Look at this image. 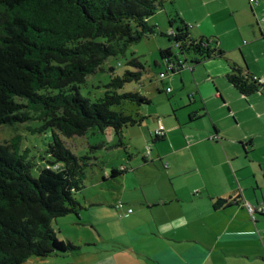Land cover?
Returning <instances> with one entry per match:
<instances>
[{"label":"trees","instance_id":"16d2710c","mask_svg":"<svg viewBox=\"0 0 264 264\" xmlns=\"http://www.w3.org/2000/svg\"><path fill=\"white\" fill-rule=\"evenodd\" d=\"M161 8L162 0H0V126L39 122L27 128L29 133L50 135L48 159H40L46 165L29 158L26 150L19 153L18 141L0 145V264H24L77 249L59 240L51 224L68 214L79 217L75 194L83 189L89 157L73 154L63 139L90 129H112L121 139L123 129L144 121L137 108L150 103L124 90L145 71L135 58L127 63L133 70L121 75L108 67L109 82L95 100L81 95L80 87L105 72L109 58L155 35L148 20ZM167 18L174 29L160 35L174 52L159 51L165 72L158 81L182 70L180 57L196 64L222 55L214 41L191 38L178 14ZM227 79L243 95L258 91L252 77L237 69ZM120 173L113 169L108 178Z\"/></svg>","mask_w":264,"mask_h":264},{"label":"crops","instance_id":"0c3cea01","mask_svg":"<svg viewBox=\"0 0 264 264\" xmlns=\"http://www.w3.org/2000/svg\"><path fill=\"white\" fill-rule=\"evenodd\" d=\"M219 1L240 16L232 17L235 27L212 45L222 55L196 64L183 58L192 66L193 81L208 87L205 100L196 86L186 91L183 75L172 99L175 121H167L162 139L152 136L161 119L150 121L147 145L163 144L151 162L162 182L153 190L140 188L125 236L96 232L92 242L67 239L76 250L47 258L83 255L74 264H264V84L243 95L227 79L237 69L264 81V0ZM161 89L167 97L175 92ZM208 103L221 108L222 121L212 119ZM246 204L256 209L253 216ZM45 259L24 264H57Z\"/></svg>","mask_w":264,"mask_h":264},{"label":"rangeland","instance_id":"374dc122","mask_svg":"<svg viewBox=\"0 0 264 264\" xmlns=\"http://www.w3.org/2000/svg\"><path fill=\"white\" fill-rule=\"evenodd\" d=\"M238 3L243 4V1ZM227 6L226 3L219 0H162V8L148 20V24L155 27V35L130 45L124 55L109 58L104 63L105 72H97L88 77L86 83L80 87L81 95L95 100L102 95L103 86L109 82L108 67L114 68V75H121L124 71L133 70L127 63L135 58L143 65L145 71L138 82L127 84L124 90L138 92L142 95L146 94L150 103L137 108V113L144 117V121L141 125L123 129L121 139L115 136L112 129H106L103 133L96 129H90L81 137L63 139L65 146L73 154L79 157L87 156L89 159L86 161L88 165L85 168L83 189L75 194V198L81 206L79 217L68 214L55 219L51 224L59 240L66 241L69 239L76 243L77 238H81L87 240L85 242H92V235L95 234L96 236V232L101 236L111 235L115 238L116 236L123 237L124 233L126 234L129 223L132 222V219L129 218L131 215L128 213L126 216V213L128 209L131 210V213L132 210L136 211L134 201H137L142 194L141 189L148 186V191L153 190L159 182H162L151 162L154 161L156 155L155 148L161 147L163 144L152 147L151 142H149V146L147 145L150 121L161 119L164 128L167 121H175V108L173 109L175 104L172 103V99L175 98L173 94L180 91L179 78L183 75L186 91H190L195 86L198 87L203 101L208 89L202 83L193 81L190 69L187 67H184L179 75L174 74L164 78V86L159 84L158 76L165 72V67L159 57V50L171 48L174 52V48L167 38L160 35V33L166 34L169 29H174V26L170 27L168 24L167 14L170 16L178 14L190 27L193 38L203 36L217 44L219 43V36L221 40L226 36L225 30L229 27L231 29L235 27L233 18L239 16L237 13L234 16L231 15ZM231 7L238 8L239 5ZM200 26H202L201 29ZM202 33L205 35H201ZM180 59L183 61V57ZM187 63L188 61L185 64ZM187 65L190 66L189 63ZM172 79L174 82L171 81ZM167 87L171 90L175 87V92L173 91L168 97L164 92L158 93V90H162L161 88L164 90ZM145 89L146 91H144ZM195 98L197 102L200 101L198 96ZM184 99L187 100L186 95H184ZM209 111L214 121H222L225 118L217 104L211 105ZM39 126V122L0 126V145H8L13 141H18L19 153L26 150L29 158L35 157L39 161L40 159L46 160L48 157L45 150L50 137L49 133L45 135L31 134L27 129L28 127L36 128ZM40 164L46 165V162L40 161ZM113 169L122 170L124 173H120L115 178L103 180V174L109 173ZM101 197H104V200ZM98 202L103 205H95ZM110 204L114 207L117 204H121V206L113 209ZM97 241L94 243V247L98 248L102 244L99 238ZM81 258L83 255L76 256L73 254L64 260L55 258H46L45 260L47 262L56 261L57 264H74L77 259ZM32 259V263L37 261L35 258Z\"/></svg>","mask_w":264,"mask_h":264},{"label":"built area","instance_id":"2783aa9c","mask_svg":"<svg viewBox=\"0 0 264 264\" xmlns=\"http://www.w3.org/2000/svg\"><path fill=\"white\" fill-rule=\"evenodd\" d=\"M250 2H253V0H250ZM184 67H187L188 69L191 70V66H188L187 64L182 63L181 68L183 69ZM164 77H165V75L161 74L159 78L163 79ZM252 80L257 84V86L262 87V85L264 84V81L262 79L252 77ZM169 92H170V89H166V93H169ZM164 135H165V129H164L163 125L161 124V121L158 120L156 128L153 130L152 136L154 139H161L164 137ZM147 150H148V147H147ZM120 206H121V204H117L116 208H118ZM245 206H246V209H247L249 215L253 216L254 213L256 212V209L250 205H247V204ZM127 212L131 213V210L128 209Z\"/></svg>","mask_w":264,"mask_h":264}]
</instances>
